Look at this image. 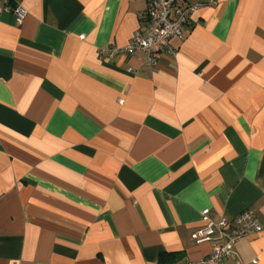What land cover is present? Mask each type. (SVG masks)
<instances>
[{
  "label": "crops",
  "instance_id": "crops-1",
  "mask_svg": "<svg viewBox=\"0 0 264 264\" xmlns=\"http://www.w3.org/2000/svg\"><path fill=\"white\" fill-rule=\"evenodd\" d=\"M0 3V264H185L209 217L264 227V0L193 12L156 65L146 0ZM204 0H176L192 5ZM264 264V228L224 264Z\"/></svg>",
  "mask_w": 264,
  "mask_h": 264
},
{
  "label": "built area",
  "instance_id": "built-area-1",
  "mask_svg": "<svg viewBox=\"0 0 264 264\" xmlns=\"http://www.w3.org/2000/svg\"><path fill=\"white\" fill-rule=\"evenodd\" d=\"M2 10L11 13L18 25H21L27 17V10L14 0H0ZM146 11L144 14L143 28L135 32L131 41L124 48L109 49V56L113 57L118 53L132 55L136 51L146 54V61L156 65V58L159 54L167 53L175 55L170 47L171 38L183 39L184 28L189 24L193 12L212 7L215 0H204L192 5H180L176 0H146ZM203 225L192 234L196 244L216 242L211 254L201 260L185 264H224V260L231 255L234 244L243 236L260 233L263 225L245 210L233 219L220 217L214 222L209 217V209L201 212ZM256 264V261L253 262Z\"/></svg>",
  "mask_w": 264,
  "mask_h": 264
}]
</instances>
